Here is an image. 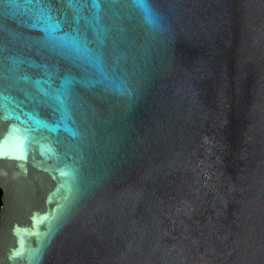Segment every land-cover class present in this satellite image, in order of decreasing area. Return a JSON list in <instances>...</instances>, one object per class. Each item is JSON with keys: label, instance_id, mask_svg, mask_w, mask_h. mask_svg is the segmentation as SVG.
Wrapping results in <instances>:
<instances>
[{"label": "water", "instance_id": "95a60500", "mask_svg": "<svg viewBox=\"0 0 264 264\" xmlns=\"http://www.w3.org/2000/svg\"><path fill=\"white\" fill-rule=\"evenodd\" d=\"M0 0V264H264V0Z\"/></svg>", "mask_w": 264, "mask_h": 264}, {"label": "clouds", "instance_id": "9594fccd", "mask_svg": "<svg viewBox=\"0 0 264 264\" xmlns=\"http://www.w3.org/2000/svg\"><path fill=\"white\" fill-rule=\"evenodd\" d=\"M131 5L150 34L163 33L167 30L166 17L154 7L153 0H131Z\"/></svg>", "mask_w": 264, "mask_h": 264}, {"label": "flooded vegetation", "instance_id": "af4514ba", "mask_svg": "<svg viewBox=\"0 0 264 264\" xmlns=\"http://www.w3.org/2000/svg\"><path fill=\"white\" fill-rule=\"evenodd\" d=\"M2 195H3V192H2V190L0 189V201H1ZM1 205H2V204H1Z\"/></svg>", "mask_w": 264, "mask_h": 264}, {"label": "trees", "instance_id": "16d2710c", "mask_svg": "<svg viewBox=\"0 0 264 264\" xmlns=\"http://www.w3.org/2000/svg\"><path fill=\"white\" fill-rule=\"evenodd\" d=\"M1 204H2V202L0 201V208H1Z\"/></svg>", "mask_w": 264, "mask_h": 264}]
</instances>
